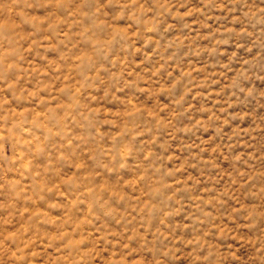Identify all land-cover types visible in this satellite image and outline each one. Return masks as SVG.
I'll return each instance as SVG.
<instances>
[{
    "label": "clouds",
    "instance_id": "9594fccd",
    "mask_svg": "<svg viewBox=\"0 0 264 264\" xmlns=\"http://www.w3.org/2000/svg\"><path fill=\"white\" fill-rule=\"evenodd\" d=\"M0 264H264V0H0Z\"/></svg>",
    "mask_w": 264,
    "mask_h": 264
}]
</instances>
